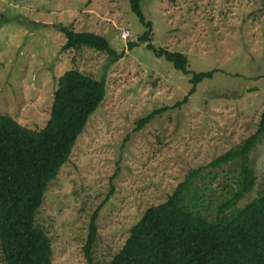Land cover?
I'll use <instances>...</instances> for the list:
<instances>
[{
	"label": "rangeland",
	"instance_id": "1",
	"mask_svg": "<svg viewBox=\"0 0 264 264\" xmlns=\"http://www.w3.org/2000/svg\"><path fill=\"white\" fill-rule=\"evenodd\" d=\"M141 6L152 23V44L186 53L190 75L139 42L146 27L129 0H0V114L41 127L65 71L106 76L105 100L76 137L36 215L51 239L53 264H109L148 206L164 200L190 169L208 165L258 127L264 0H142ZM60 26L99 33L124 57L110 63L91 48L64 51ZM208 72L212 77L188 103L173 107L191 90L193 75ZM164 106L136 128L138 119ZM233 162L206 167L195 182L199 208L203 202L212 218L235 186ZM249 164L256 181L239 206L264 190V135L250 150ZM110 191L90 263L83 249L89 221Z\"/></svg>",
	"mask_w": 264,
	"mask_h": 264
},
{
	"label": "trees",
	"instance_id": "2",
	"mask_svg": "<svg viewBox=\"0 0 264 264\" xmlns=\"http://www.w3.org/2000/svg\"><path fill=\"white\" fill-rule=\"evenodd\" d=\"M142 0H129L146 31L139 42L172 63L174 69L190 75L186 53L152 44V23L146 20ZM66 40L62 50L91 48L104 52L114 63L124 57L103 35L60 26ZM138 44L129 42L131 49ZM213 72L194 74L192 88L173 107L188 103L197 86ZM107 96L106 76L100 80L77 70L65 71L57 79L49 117L41 127L20 124L0 114V251L3 264H53L52 245L47 232L36 223L48 185L66 162L90 117ZM169 107L154 109L137 120L139 129ZM264 135V109L258 127L237 146L210 160L206 166L190 169L164 200L148 206L130 228L122 248L109 264H264V190L246 202L256 175L249 166V153ZM234 160L238 166L235 186L217 206L215 217L203 205L196 180L206 167L217 168ZM112 196L108 193L92 214L84 246L91 263L98 238L99 211ZM203 200V196H202Z\"/></svg>",
	"mask_w": 264,
	"mask_h": 264
}]
</instances>
